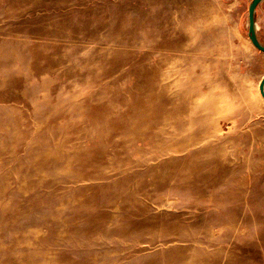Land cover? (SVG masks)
<instances>
[{
  "label": "rangeland",
  "instance_id": "obj_1",
  "mask_svg": "<svg viewBox=\"0 0 264 264\" xmlns=\"http://www.w3.org/2000/svg\"><path fill=\"white\" fill-rule=\"evenodd\" d=\"M252 1L0 0V264H264Z\"/></svg>",
  "mask_w": 264,
  "mask_h": 264
},
{
  "label": "water",
  "instance_id": "obj_2",
  "mask_svg": "<svg viewBox=\"0 0 264 264\" xmlns=\"http://www.w3.org/2000/svg\"><path fill=\"white\" fill-rule=\"evenodd\" d=\"M262 0H253L251 5H250V31H251V38L253 42L261 49L264 51V44L260 41L258 38V35L256 33V21H255V11L257 8V5L261 2ZM260 90L262 94L264 95V76L261 80L260 83Z\"/></svg>",
  "mask_w": 264,
  "mask_h": 264
}]
</instances>
